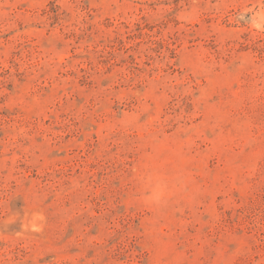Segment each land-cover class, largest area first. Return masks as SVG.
Instances as JSON below:
<instances>
[{
    "label": "rangeland",
    "instance_id": "1",
    "mask_svg": "<svg viewBox=\"0 0 264 264\" xmlns=\"http://www.w3.org/2000/svg\"><path fill=\"white\" fill-rule=\"evenodd\" d=\"M0 264H264V0H0Z\"/></svg>",
    "mask_w": 264,
    "mask_h": 264
}]
</instances>
